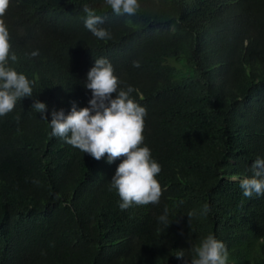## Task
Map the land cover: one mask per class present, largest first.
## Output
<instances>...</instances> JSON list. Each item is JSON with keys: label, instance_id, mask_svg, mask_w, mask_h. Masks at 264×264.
Instances as JSON below:
<instances>
[{"label": "trees", "instance_id": "16d2710c", "mask_svg": "<svg viewBox=\"0 0 264 264\" xmlns=\"http://www.w3.org/2000/svg\"><path fill=\"white\" fill-rule=\"evenodd\" d=\"M138 3L118 16L105 0H10L8 63L33 96L0 117V264H191L209 234L228 264H264V195L240 188L264 159V0ZM85 4L111 39L85 28ZM100 58L146 109L158 204L122 211L110 182L123 158L97 161L51 134L53 111L89 107Z\"/></svg>", "mask_w": 264, "mask_h": 264}, {"label": "clouds", "instance_id": "9594fccd", "mask_svg": "<svg viewBox=\"0 0 264 264\" xmlns=\"http://www.w3.org/2000/svg\"><path fill=\"white\" fill-rule=\"evenodd\" d=\"M105 2L118 16H134L140 7L138 0ZM9 5L10 0H0V117L11 113L18 101L33 96V82L8 63L9 58L12 62L17 61L15 53H11L10 33L2 19ZM83 11L87 14L85 28L99 40L111 39L107 30L98 27L104 23V19L96 15L87 4L83 6ZM30 55L34 58L39 52L33 51ZM134 67H139V64L134 63ZM119 83L111 63L104 58L96 59L85 84L86 89L92 93L89 107L78 111L73 105L67 116L63 110L53 111L48 124L53 136L63 139L68 145L89 154L97 161L106 154L110 164L123 158L110 182V190L118 194L119 208L123 211L133 205L158 204L162 189L156 179L161 166L152 158L150 149L142 146L146 109L130 97L135 89L129 86L127 90H118ZM32 110L47 121L46 104L34 100ZM252 168L254 176L240 181V188L247 198L253 194L264 195V159L257 158ZM209 211V205L205 204L202 214L206 216ZM192 215L189 213V218ZM159 220L168 224L167 209ZM193 251L195 255L191 264H228L229 253L225 244L212 234L207 235ZM182 258L183 254L177 256V259Z\"/></svg>", "mask_w": 264, "mask_h": 264}]
</instances>
